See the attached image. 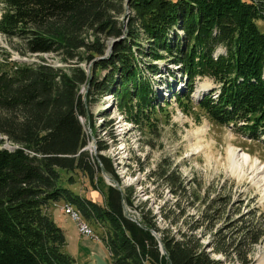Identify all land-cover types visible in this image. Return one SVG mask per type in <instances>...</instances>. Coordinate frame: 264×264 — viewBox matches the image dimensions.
I'll list each match as a JSON object with an SVG mask.
<instances>
[{
  "label": "trees",
  "instance_id": "trees-1",
  "mask_svg": "<svg viewBox=\"0 0 264 264\" xmlns=\"http://www.w3.org/2000/svg\"><path fill=\"white\" fill-rule=\"evenodd\" d=\"M1 2L0 31L18 39L19 54H53L69 68L42 59L0 61V264H77L47 211L60 200L104 228L100 239L113 264H250L252 247L264 242V223L255 210L228 216L218 227L230 196L201 191L200 183L182 177L169 157L147 176L165 186L170 199L156 212L145 202L135 204V189L120 186L101 153L107 145L99 141L97 161L90 160L85 122L92 124L89 103L106 94L115 97L119 114L135 109L147 117L173 98L182 110L196 106L214 123L231 125L264 147V32L256 24L264 20V0ZM125 4L134 12L126 27L119 20ZM123 34L109 57L95 60L91 73L80 65L105 53L100 36ZM164 58L170 80L164 82L167 93L158 95L152 83L153 78L159 82L157 61ZM98 69L105 74L97 75ZM198 76L212 78L217 87L194 100ZM81 86H88L87 96ZM105 118L104 133L110 123ZM108 137L114 140V132ZM102 170L117 183L102 190L103 204L64 186L66 173L80 171L92 183ZM67 180L74 181L71 174ZM189 209L195 212L187 214Z\"/></svg>",
  "mask_w": 264,
  "mask_h": 264
},
{
  "label": "rangeland",
  "instance_id": "rangeland-1",
  "mask_svg": "<svg viewBox=\"0 0 264 264\" xmlns=\"http://www.w3.org/2000/svg\"><path fill=\"white\" fill-rule=\"evenodd\" d=\"M2 8L3 4L0 0V15ZM133 14L129 5L125 4L124 14L119 17L124 27H126L128 17ZM256 24L264 32V20L258 19ZM124 37L125 34L119 38L109 39L100 36V42H104L106 45L105 53L93 60L82 61L80 65L88 73H91L95 60L109 57L114 42ZM17 45H20L17 38H9L0 31V61L6 60L7 56H10L9 59L20 61L42 59L54 66L69 68V64L64 63L53 54L22 56L14 49ZM143 58L148 62L147 57ZM157 62L161 66V73L156 77L159 82L153 78L152 86L159 95V93H167L164 92L163 87L165 86L164 82L169 81L170 77L163 69L167 66L166 58ZM105 72L106 69H98L96 74L101 77ZM206 77L208 76L195 80L194 90L191 93L194 100L203 96V93L210 91L215 85V82L209 79L210 77ZM174 81L172 80V83ZM180 81H178L179 88L184 89L185 86L180 85ZM174 89L177 90V86ZM80 92L87 96L88 86H81ZM169 96L165 97L169 98ZM216 96L217 94L214 93L213 97ZM98 98L88 105L92 124L90 125L89 121L85 122V133L89 138L85 149L90 155V160L97 161L99 141L107 145V149L101 153L111 161L121 182L120 186L132 185L135 189L132 197L135 204L145 202L147 207L156 212L158 204L170 199L171 196L165 186L152 182L147 176L161 158L169 157L182 177L186 180L192 178L200 183L201 191L207 189L210 194L218 192L230 196L229 202L225 206L227 213L219 219L218 227L228 216L236 218L240 213L245 214L249 210H255L259 221L264 223L263 146L251 141L241 130H235L231 125L225 127L214 123L204 111L196 106L189 112L182 110L173 98L161 112H156L155 115L152 113L149 117L145 116V112L137 111V113L135 109L131 113L119 114L120 106H117L115 97L111 94ZM157 98L159 101L163 100L160 97ZM135 102L136 100L132 102L134 107L137 105ZM122 108H125V105ZM146 110L150 111L147 108ZM105 116V119L110 121L106 133L101 128L102 119ZM111 131L115 134L114 140L108 137V133ZM70 174L73 182L67 180ZM63 183L74 192L103 204L102 190L109 183L116 185V180L112 175L102 170L96 173L91 183L83 173L73 171L63 175ZM59 202L62 204L64 201L60 200ZM64 204L68 205L65 202ZM72 208L77 212L75 214L78 220L83 222L82 225H88L93 236L81 234L77 221L69 215L66 220L57 219L64 229L66 242L64 250L75 258L77 264H113L105 244L100 239L104 228L99 224L88 223L81 218L73 206ZM127 210L131 214L136 213L134 209L127 208ZM193 212H195L193 209H189L187 214ZM159 222V226L164 225L163 221ZM207 239L204 240L206 243ZM217 257L223 259L221 255H217ZM250 258V264H259L264 259V242L252 247ZM227 264L239 263L236 261Z\"/></svg>",
  "mask_w": 264,
  "mask_h": 264
},
{
  "label": "crops",
  "instance_id": "crops-1",
  "mask_svg": "<svg viewBox=\"0 0 264 264\" xmlns=\"http://www.w3.org/2000/svg\"><path fill=\"white\" fill-rule=\"evenodd\" d=\"M63 205H64V202L61 204V202L59 201H54L50 203L49 207L47 208V211L52 216V218L57 223V225H59L64 232V229L62 228V226L57 222V219L66 220V218L68 217V215L65 214L63 210L61 209Z\"/></svg>",
  "mask_w": 264,
  "mask_h": 264
},
{
  "label": "built area",
  "instance_id": "built-area-1",
  "mask_svg": "<svg viewBox=\"0 0 264 264\" xmlns=\"http://www.w3.org/2000/svg\"><path fill=\"white\" fill-rule=\"evenodd\" d=\"M62 209L65 214L69 215L73 220L77 221L78 230L81 234L92 236L91 231H87L86 228L81 225V222L78 220L75 214L67 207L66 204L63 205Z\"/></svg>",
  "mask_w": 264,
  "mask_h": 264
},
{
  "label": "bare ground",
  "instance_id": "bare-ground-1",
  "mask_svg": "<svg viewBox=\"0 0 264 264\" xmlns=\"http://www.w3.org/2000/svg\"><path fill=\"white\" fill-rule=\"evenodd\" d=\"M203 89H204V88H203ZM213 95H214V94H213ZM68 205H69V204H68ZM68 205H67V207H68V208H69L74 214L77 213V212L72 208V206L69 207ZM78 214H79V213H78ZM75 216H76V214H75ZM76 217H77V216H76ZM77 218H78V217H77ZM82 223H83V222H81V225H82ZM82 226L85 227L87 231H90L89 228L87 227L88 225H87V226H86V225H82ZM91 233H92V231H91ZM92 236H93V233H92ZM259 264H264V259L261 260Z\"/></svg>",
  "mask_w": 264,
  "mask_h": 264
},
{
  "label": "water",
  "instance_id": "water-1",
  "mask_svg": "<svg viewBox=\"0 0 264 264\" xmlns=\"http://www.w3.org/2000/svg\"><path fill=\"white\" fill-rule=\"evenodd\" d=\"M107 178H109V177H107ZM109 184H110V183H109ZM110 185H111V184H110ZM116 185H117V183H116ZM160 246H161V251L164 252V249H163L161 243H160Z\"/></svg>",
  "mask_w": 264,
  "mask_h": 264
}]
</instances>
